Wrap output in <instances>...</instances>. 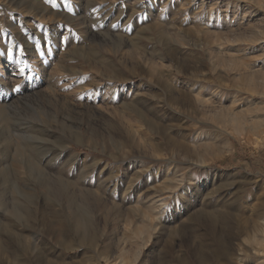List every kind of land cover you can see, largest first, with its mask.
I'll return each instance as SVG.
<instances>
[{"label":"rangeland","instance_id":"374dc122","mask_svg":"<svg viewBox=\"0 0 264 264\" xmlns=\"http://www.w3.org/2000/svg\"><path fill=\"white\" fill-rule=\"evenodd\" d=\"M0 264H264V0H0Z\"/></svg>","mask_w":264,"mask_h":264}]
</instances>
